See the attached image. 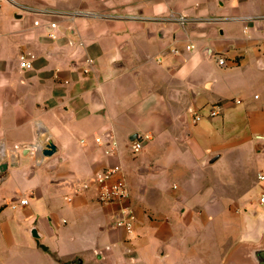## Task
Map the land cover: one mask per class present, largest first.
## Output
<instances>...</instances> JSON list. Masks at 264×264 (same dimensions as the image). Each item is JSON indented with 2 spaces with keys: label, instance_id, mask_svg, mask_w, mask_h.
I'll return each mask as SVG.
<instances>
[{
  "label": "crops",
  "instance_id": "0c3cea01",
  "mask_svg": "<svg viewBox=\"0 0 264 264\" xmlns=\"http://www.w3.org/2000/svg\"><path fill=\"white\" fill-rule=\"evenodd\" d=\"M262 16L264 0H0V166L8 162L0 169V264L16 238L36 239L56 256L54 242L73 232L62 229L61 214L80 220L93 211L103 214L98 233L109 228L117 245L101 250L96 240L58 262L136 261L145 244L135 249V234L111 226L118 205L100 202L93 185L96 173L120 164L129 203L131 190L138 189L141 200L132 197L137 213L141 204L158 202L144 203L142 196L155 190L168 167L129 159L135 134L141 149L151 140L160 146L191 140L193 158L204 168L239 147L254 152L255 164V156L264 153V20L256 19ZM52 22L57 26L48 27ZM190 44L195 47L188 49ZM23 53L34 54L31 68L21 66ZM88 58L94 62L85 72ZM212 59L221 73L205 68ZM212 105L219 108L217 116L194 120L195 110L207 115ZM100 136L105 139L98 143ZM49 138L57 152L42 157ZM188 171L178 169L181 176ZM146 174L151 176L142 180ZM92 176L90 187L81 189L80 181ZM20 198L28 203L20 204ZM166 244L152 249L163 262L170 257Z\"/></svg>",
  "mask_w": 264,
  "mask_h": 264
},
{
  "label": "rangeland",
  "instance_id": "374dc122",
  "mask_svg": "<svg viewBox=\"0 0 264 264\" xmlns=\"http://www.w3.org/2000/svg\"><path fill=\"white\" fill-rule=\"evenodd\" d=\"M205 68L221 73V67L215 59L207 60ZM171 141L160 146L156 140H151L139 151L129 150V159H152L155 164L168 167L165 170L166 176L156 180L155 190L150 187L142 196L144 203L158 202L141 204L140 215L132 199L134 197L137 203L141 200L138 189L136 192L131 190L128 205L136 215L133 244L135 249H138V243L145 244L146 247L141 251L140 257L130 264H169L182 261L186 264H219L235 243L243 241L241 238L260 241L264 235V205L259 204L258 196L264 191V180L257 179L256 169L264 170V153L257 154L255 164L252 165L253 151L241 147L229 148L216 163L204 168L193 158L191 140L186 143ZM181 166H188L189 171L184 176L178 172ZM122 167L125 172V167ZM149 175L151 176L143 175L141 179L145 180ZM84 181L92 182L93 176L80 183ZM189 183L190 186L186 188ZM181 206H184L183 212H180ZM118 208L113 218L118 215ZM102 217L100 211L85 213L80 220H76L73 214L63 213L59 218L64 227L62 229L70 228L73 232H69L70 237L54 242V246L59 247L55 250L58 251L56 256L50 250H43L46 247L36 239L24 242L21 238H16L14 245L5 249V261L2 264H60L58 258L62 259L65 255L68 258L74 251L85 252L96 240L101 245V250L107 243L116 246L111 240L109 228L102 235L98 233L100 228L97 225ZM64 218L69 219V222L65 223ZM121 227L125 228L115 226L117 229ZM162 242L167 243L166 249L170 253L165 262L154 253L160 249Z\"/></svg>",
  "mask_w": 264,
  "mask_h": 264
},
{
  "label": "built area",
  "instance_id": "2783aa9c",
  "mask_svg": "<svg viewBox=\"0 0 264 264\" xmlns=\"http://www.w3.org/2000/svg\"><path fill=\"white\" fill-rule=\"evenodd\" d=\"M171 19H176L177 21L184 23L187 20V16L185 14H171ZM258 20H264V16L256 18ZM36 25L40 24L39 20L35 21ZM48 27L54 28L57 26L56 22H52L51 24L47 25ZM53 35V34H52ZM194 44H190L187 46L188 49L194 48ZM33 58L34 54L32 53H23L20 55V64L23 68H31L33 66ZM86 66L84 68L85 72H89L91 69V65L93 64V58H88L86 60ZM218 63L220 65H226L227 60L223 56H218ZM219 114V108L217 106H210L208 108L207 115L202 112V109H198L194 111V120L200 121L204 116L208 117H215ZM105 137L100 136L96 140L98 143L104 141ZM110 145H116L114 140L110 139ZM142 141L141 140H134L131 143V148L134 151H139L142 148ZM0 151L2 155H5V148L2 145L0 147ZM111 150H109L110 152ZM258 179L264 180V173H258ZM90 182H83L81 183V189H87L90 187ZM93 185L97 187L98 191V198L102 203H115L118 205V215L113 218L111 225L115 226H124L125 229L128 231L129 234H134L135 229V222H136V215L132 209L128 205V200L130 197V190L128 187V182L126 176L124 174V169L120 164H115L112 166H108L103 170L96 173L93 181ZM20 204H27V198H20ZM258 202L261 205H264V191H262L258 196Z\"/></svg>",
  "mask_w": 264,
  "mask_h": 264
},
{
  "label": "water",
  "instance_id": "95a60500",
  "mask_svg": "<svg viewBox=\"0 0 264 264\" xmlns=\"http://www.w3.org/2000/svg\"><path fill=\"white\" fill-rule=\"evenodd\" d=\"M131 138L133 140H142V138L137 136V134ZM40 152L42 157H50L57 152V146L54 141L49 138L47 142L40 148ZM219 157L220 154L211 156L209 163L215 162ZM7 167L8 162H4L1 164L0 169L5 171ZM30 232L36 237L40 235L36 231V228L30 230ZM223 264H264V235L260 241L254 242L243 240L236 243L227 255Z\"/></svg>",
  "mask_w": 264,
  "mask_h": 264
}]
</instances>
